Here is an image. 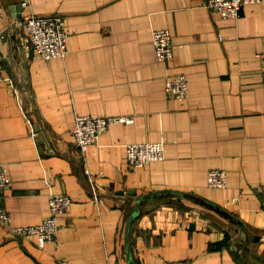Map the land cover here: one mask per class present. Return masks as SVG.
<instances>
[{
  "label": "crops",
  "instance_id": "obj_1",
  "mask_svg": "<svg viewBox=\"0 0 264 264\" xmlns=\"http://www.w3.org/2000/svg\"><path fill=\"white\" fill-rule=\"evenodd\" d=\"M32 13L65 17L66 58L45 61L26 47L17 24ZM164 28L175 46L168 62L156 59L152 40ZM3 34L0 162L13 184L2 204L14 226H29L48 215L50 197L74 203L44 248L0 225V264H264L250 245L264 242V2L222 19L206 0H0ZM175 74L188 78L184 101L166 91ZM78 115L133 122L109 126L83 154ZM161 141L164 161L128 165V144ZM214 169L227 173L225 188L209 187ZM165 190L205 199L241 224L191 200L148 198ZM143 197L131 262L126 222Z\"/></svg>",
  "mask_w": 264,
  "mask_h": 264
},
{
  "label": "built area",
  "instance_id": "obj_2",
  "mask_svg": "<svg viewBox=\"0 0 264 264\" xmlns=\"http://www.w3.org/2000/svg\"><path fill=\"white\" fill-rule=\"evenodd\" d=\"M264 0H206L207 7L217 17L222 19L239 18L243 8L250 4H259ZM28 6V2H23ZM25 29L26 47L32 48L37 57L51 61L68 56L67 41L69 31L64 16L60 14L39 16L34 13L26 16L17 24ZM0 38H5L1 35ZM155 56L158 61L168 62L174 57L175 46L170 29H156L152 33ZM262 73L264 75V52L260 55ZM5 80V69L0 63V84ZM166 91L176 100L184 101L189 96V81L186 75L175 74L166 79ZM132 118L120 116L78 115L73 129L76 147L85 154L96 144L109 126L116 123H131ZM126 160L131 167H147L155 162L165 160V142L131 143L126 149ZM228 176L224 170L214 169L209 172L208 185L211 188L223 189L227 186ZM13 178L10 167L0 162V225L9 234L16 237L36 238L39 247L44 248L49 242H56L61 230L60 219L67 214L74 203L68 194H56L50 197L49 213L44 220L35 225L14 226L10 212L2 204L4 194L11 188ZM264 199V183L261 189ZM61 264H72L64 260ZM169 264H193L190 260H175Z\"/></svg>",
  "mask_w": 264,
  "mask_h": 264
},
{
  "label": "water",
  "instance_id": "obj_3",
  "mask_svg": "<svg viewBox=\"0 0 264 264\" xmlns=\"http://www.w3.org/2000/svg\"><path fill=\"white\" fill-rule=\"evenodd\" d=\"M21 7L22 6H17V8H15V10L20 13L19 11L21 10ZM21 14H18V16H20ZM41 139L39 141V144H45L46 148L48 150H51L49 144L47 143V139L45 137V135L43 133H40L39 136ZM134 193V192H132ZM166 196H170V197H176V198H179V199H187V200H191L199 205H203L215 212H217L218 214L224 216L225 218H228L231 220V222H234V223H238V224H241L240 221H238L236 218H234L232 215L228 214L225 210H223L221 207L205 200V199H202V198H199L197 196H194V195H191V194H187V193H184V192H179V191H174V190H165V191H159V192H155L154 194L148 196L149 199H154V198H157V197H166ZM145 198H139L137 200V204L135 206V208L132 210L127 222H126V229H125V236H126V243H127V246H128V257H129V260L131 262H133V258H132V252H131V246H130V234H131V228L133 226V223L135 222V220L139 217V215L141 214V211H140V208H139V205L141 202H143ZM134 264V262H133Z\"/></svg>",
  "mask_w": 264,
  "mask_h": 264
},
{
  "label": "rangeland",
  "instance_id": "obj_4",
  "mask_svg": "<svg viewBox=\"0 0 264 264\" xmlns=\"http://www.w3.org/2000/svg\"><path fill=\"white\" fill-rule=\"evenodd\" d=\"M237 230H240V231H238V233L236 234V236H237L239 239H241L242 242H244L245 239H246V236H247L248 234H247L246 232H244L243 230H241V229H237ZM251 236H252V235H251ZM250 245L254 247V251H255V252H257V253L260 252L261 255H263V257H264V242H263L262 244H259V245H253V244L250 243Z\"/></svg>",
  "mask_w": 264,
  "mask_h": 264
}]
</instances>
